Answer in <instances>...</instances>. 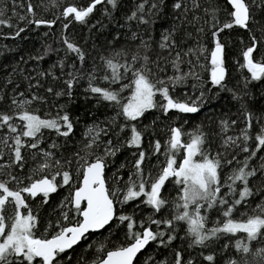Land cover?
Listing matches in <instances>:
<instances>
[{
	"label": "snow or ice",
	"instance_id": "6c2138e0",
	"mask_svg": "<svg viewBox=\"0 0 264 264\" xmlns=\"http://www.w3.org/2000/svg\"><path fill=\"white\" fill-rule=\"evenodd\" d=\"M12 2L15 4V0ZM146 3L149 8L147 12ZM226 4L231 11L223 9L227 17L223 22L216 17L220 9H213V48L210 52L203 46L184 48L175 35L177 28L162 33L156 45L160 51L153 48L150 36L145 39L134 31L130 39L139 40L138 45L101 56L102 66L93 65L86 69L85 51L73 41L70 34L64 35L62 32L64 58L47 70L37 71L35 76H27L28 89H39L43 86L41 80L51 79L55 86L49 85L45 89L46 93L71 100L74 89L80 85L81 79L86 78L88 87L85 92L97 96L98 102H108L118 111L106 122H94L87 127L84 134L87 143L74 153L77 171L82 176L80 186L70 191L60 202L59 217L54 222L49 221L45 233L39 236V213L32 210L29 198L34 200L41 196L42 203L48 204L52 193L73 184V172L69 170L73 161L55 158V152L41 147L44 130L53 131L66 141L73 135L78 121L72 118L64 105L59 106L60 110L54 117L42 118L31 105L33 102L46 103L44 96L35 92L26 95L25 91H15L6 101L0 88V103H7L6 108L0 107V161L6 160V163L0 164V264H73V257L64 254L82 241H88L87 248H93L90 234L121 228L127 243L107 251L101 243L95 249L98 255L92 264H139L138 255L150 243H154L157 249H165L166 254L157 252L156 255L161 257L159 260L155 255H148L144 264H264V247L254 248L251 245L252 241L264 243V203L253 210V215L245 214L242 220H237L233 215L246 207L252 197L264 194V113L257 116L249 111L244 103L247 93H233L232 98L241 102L240 114L244 123L238 134L222 137L220 148L223 152L210 150L213 137L218 133L198 129L185 141L183 137L186 133L182 128L170 127L166 145H162L160 140L150 142L152 155L166 158L155 174L149 170L150 156L144 148L143 131L135 123H116L120 117L127 122H138L147 111L157 107L165 115L173 110L185 114L199 112L204 103L203 91L195 98L181 99L175 96V89L190 78L200 80L194 68L203 57L211 65V84L223 90L228 72L225 62L227 40L222 38V34L237 27L249 34L248 46L241 51L243 63L237 61L240 68L250 73L246 82L264 80V0H226ZM172 6L175 10H189L182 0H177ZM120 7L121 0H88L86 5H68L56 19H29V16H36L35 8L29 2L28 15H19L15 11L12 14L37 27L51 28L58 19H62L67 21L62 24L66 32L73 21L87 24L98 8L111 17ZM163 7V0L138 2L135 9L126 15V22L153 24ZM4 16L5 13L0 11V25L12 27ZM24 31V28H17L15 36L19 37ZM199 31L203 33L204 28H199ZM51 51L49 45L44 52L27 59L39 62ZM206 52L208 55L204 56ZM191 56L196 59H188ZM20 59L25 60V57ZM185 63L189 65L187 71L183 68ZM167 65H171L173 74L158 75L167 73ZM98 79L109 86H99L96 83ZM125 79L130 82L121 85L118 90L110 87ZM7 83L11 84L12 81L9 79ZM14 87L19 89L18 84ZM126 89H131V95L125 103L121 94ZM157 95L162 97L163 102L160 104L156 102ZM236 125L237 120H221L220 133L226 134ZM117 127L118 132L113 130ZM126 130H130V136L121 137L120 133ZM110 133L111 138L104 141L102 154H95L93 148L100 141L101 134L109 137ZM59 147L56 142L50 145V149ZM121 147L136 150L132 153L134 159L127 180L119 175L120 169L126 167L124 164L119 165L111 178L106 176L109 157H115ZM181 150L184 155L178 163L177 155ZM229 150H233L231 158L225 155ZM238 153L247 155L238 160ZM254 159L260 161L256 166L250 164ZM29 160L36 162L35 166L31 173H25L22 177L19 173L24 171ZM234 163L236 166L230 172H225ZM53 168L57 170L50 172ZM170 180L177 186L178 192L173 200L168 199L166 189ZM133 204V211L128 213L125 206ZM144 209L149 214L146 218H139L137 211ZM213 210L218 213V218L215 226L209 228L208 213ZM70 213L82 219L64 224V221L69 220ZM181 224L186 226L187 247L175 248L173 242L181 238ZM237 233L245 234L244 239H236L232 245L238 257L229 255L227 259H222L213 245L221 237L231 239ZM219 247L221 252H225L229 243L224 242ZM193 248L200 249L199 260L192 258L189 253L188 250ZM75 264H87V261L80 256Z\"/></svg>",
	"mask_w": 264,
	"mask_h": 264
},
{
	"label": "trees",
	"instance_id": "16d2710c",
	"mask_svg": "<svg viewBox=\"0 0 264 264\" xmlns=\"http://www.w3.org/2000/svg\"><path fill=\"white\" fill-rule=\"evenodd\" d=\"M31 2L35 8L36 16H29V19H56L60 16L65 7L70 4H76L78 6L86 5L88 0H15L13 4L12 0H0V11L5 13L4 18L8 19L12 24V27L7 25H0V88L3 89V94L6 97V101L9 97L15 94V91H25L26 95L30 92H35L41 96H44L46 103L33 102L32 109L37 111V114L42 118L54 117L59 111V106L64 105L74 120L78 122L75 124V131L71 137L66 141L63 137H58L55 132L50 130H44V142L41 144L42 148L51 150L56 153L55 158H63V160H72L70 169L73 172V184L71 187L65 186L59 188L55 193L49 196L48 204L42 203V197L37 199H30V207L34 212L39 213L40 227L37 231V235L45 233L47 224L49 221H55L59 217L60 209L58 205L65 197L69 195L70 191H73L76 187L80 186L82 176L77 171L76 157L74 153L83 148L87 143L85 132L88 126L94 122H106L118 111L108 104V102H98V97L86 93L85 89L88 87L87 79H81L80 85L74 89V97L70 100L67 97L57 98L52 94L46 93L45 89L49 85H54L51 79L41 80L43 85L39 89H28L29 80L26 79L30 74L35 76L37 71L47 70L51 65L57 63L65 56V46L62 41V32L64 35H69L86 53V62L84 67L87 69L93 65L102 66L101 56H108L113 51L119 49H127L139 44V40L132 41L130 39L132 32H138L144 36L145 39L151 37L153 48L156 51H160L156 45L159 42L162 33L167 29L177 28L175 33L177 39L184 46V48L203 46L209 50L213 48L211 32L212 24V12L213 9H220L216 12V17L220 22H223L227 17L223 11L227 8L231 11L230 6L226 4V0H182L187 9V12L183 10H175L173 4L177 0H163L164 7L159 16L155 18V22L150 25L138 24L135 21L126 22V15L130 14L135 9L138 2L143 0H121V7L119 11L112 14L111 17L106 16L102 10H98L89 18L87 24H81L78 22H71L68 30L63 31L62 24L67 22L62 19H58L57 23L49 28L47 26H35L28 23L26 20H20L18 16L13 15V11L19 15L27 14V4ZM149 3L153 0H148ZM23 4L24 7H20ZM199 5V7H195ZM146 12L149 11L148 3L145 4ZM150 11L154 12V9ZM99 22V23H98ZM92 25H95L93 27ZM203 27L204 31L201 33L199 28ZM17 28H24L25 31L20 34L19 37L15 36ZM47 33V35H45ZM259 35V33H257ZM118 37V39H117ZM222 38L227 40V46L225 49V62L227 68V77L224 81L225 88L223 90L217 89L211 84L210 69L211 65L209 60L201 59L195 66L194 70L199 74L200 80L190 78L184 85L175 89V96L177 98L192 97L195 98L200 95V92H204V103L202 104L200 111L192 114L179 113L178 111H170L165 115L159 107L149 110L138 122H127L123 120V117L118 118L117 125L121 123H135L139 130H142L145 136L144 148L150 156V171L153 174L156 173L158 168L162 167L165 162L163 155H152V147L150 142L160 140L162 145H166V141L170 137V127H180L186 133L183 137L185 141L189 139L190 134L196 133L199 129L204 132L212 131L218 133L213 137L210 150L215 152L217 150L224 151L220 148V141L224 135H236L239 133L240 128L243 127V116L240 114V101L234 100L233 93L242 94L247 93L244 96V103H246L249 111L256 113L259 116L264 113V80L246 82V78H250V73L246 69L240 68L237 61L243 63L241 51L248 46L249 34L247 31L237 27L232 30L226 31L222 34ZM51 46L52 51L45 57V59L37 62L27 59L30 56H34L38 53L44 52L47 46ZM167 55V53H164ZM208 53H204L207 56ZM255 55V54H254ZM21 57H25V60H21ZM188 59L195 60L196 57L191 56ZM67 62V61H66ZM199 65H203L200 67ZM185 71L188 70L189 65L185 63L183 65ZM58 71V70H57ZM102 74V73H100ZM173 69L171 65H167V73H158V75H172ZM12 83H7L8 80ZM130 81L128 79L122 80L119 84H111L110 87L114 90H118L121 85L127 84ZM34 83V81H33ZM101 87L109 86L105 82L96 81ZM19 85V89H15V85ZM123 102H127V98L131 95V89H126L122 94ZM86 97H89L86 99ZM157 104H160L162 97L157 95ZM0 107H7V103H0ZM237 120V125L229 130L228 133H220L219 122L221 120ZM118 132V127L113 129ZM130 130H126L125 133H120L121 137L126 138L130 136ZM111 138L103 136L101 134L100 141L94 146L93 151L95 154H102L105 146L104 141ZM52 142H56L60 147L58 149H50ZM116 141L114 140V143ZM251 145V142H249ZM164 149H162L163 151ZM135 149L128 147H121L120 152L115 157H109V167L106 169V176L111 178L113 173L117 172L119 165L124 164L126 167L120 169L119 175L123 176L127 180V176L132 169V161L134 157L132 153ZM233 150H229L225 153L227 158H231ZM83 155V152L81 153ZM184 155L183 150L177 155V162H181V158ZM247 155L246 153H238V160L243 159ZM259 156V154H258ZM199 159V157H197ZM62 160V163H63ZM259 159L250 161L252 166H256L259 163ZM6 163L0 161V164ZM34 161L29 160L25 166L23 172L19 173L22 177L25 173H31L32 168L35 166ZM236 166H228L225 172H230L231 168ZM82 171V170H81ZM51 172V171H50ZM15 174V173H14ZM38 178V177H33ZM57 177V181H59ZM111 183V180H109ZM27 183V180H25ZM123 183V182H122ZM258 188V182H256ZM166 189L168 192V199L173 200L177 197V186L170 180ZM264 203V194L252 197L250 203L241 208L233 215L237 220L245 218V214L253 215V210L257 208L259 204ZM135 205L125 206L128 213H131ZM53 209H56L54 212ZM171 211V209H169ZM149 214L147 209L137 211L139 218H146ZM167 215V214H165ZM209 224L208 227L215 226L218 218V213L213 210L208 213ZM81 217L75 216L72 213L69 215V220L64 221V224L75 223L80 220ZM155 227V226H153ZM179 236L173 242V247L184 248L187 247L188 238L185 236L186 226L181 224L179 226ZM50 231V230H49ZM245 234L237 233L235 237L229 239L228 237H221L213 247L222 259H227L229 255L238 257L235 249L232 247L236 239H244ZM90 241L93 244V248H87L88 241H82L73 250L64 255H71L73 257V264L80 256H83L87 264H92V261L96 259L98 253L95 249L100 246L101 243L105 245V251L114 250L116 247L126 244L127 241L124 236V232L121 229H113L112 232L107 230L99 234H90ZM228 242L229 248L225 252H221L220 244ZM252 247L260 248L264 247V243L259 241H252ZM192 258L199 260L198 253L200 249L193 248L188 250ZM157 252L165 253V249H157L154 243H150L147 250L137 259L139 264H144V259L148 255H155L159 260L161 257L156 255ZM102 255V254H99ZM251 259V258H249Z\"/></svg>",
	"mask_w": 264,
	"mask_h": 264
},
{
	"label": "water",
	"instance_id": "95a60500",
	"mask_svg": "<svg viewBox=\"0 0 264 264\" xmlns=\"http://www.w3.org/2000/svg\"><path fill=\"white\" fill-rule=\"evenodd\" d=\"M39 197H40V196H37V198H39ZM37 198H36V199H37ZM81 219H82V218H81ZM103 231H105V230H102V232H103ZM102 232L92 233V234H99V233H102ZM81 243H82V242H81ZM78 245H80V244H78ZM78 245H76L75 248H76ZM149 245H150V244H149ZM149 245H148V247H149ZM148 247H147V248H148ZM147 248H146L141 254L138 255L137 259H138V258H139V257H140V256L146 251V250H147ZM69 251H71V250H69Z\"/></svg>",
	"mask_w": 264,
	"mask_h": 264
},
{
	"label": "rangeland",
	"instance_id": "374dc122",
	"mask_svg": "<svg viewBox=\"0 0 264 264\" xmlns=\"http://www.w3.org/2000/svg\"><path fill=\"white\" fill-rule=\"evenodd\" d=\"M56 170H57V169L53 168V169H51L50 171H51V172H54V171H56Z\"/></svg>",
	"mask_w": 264,
	"mask_h": 264
}]
</instances>
